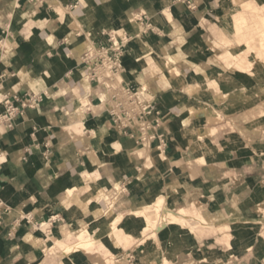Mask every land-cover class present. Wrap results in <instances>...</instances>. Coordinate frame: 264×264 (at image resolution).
I'll return each mask as SVG.
<instances>
[{
    "label": "crops",
    "instance_id": "1",
    "mask_svg": "<svg viewBox=\"0 0 264 264\" xmlns=\"http://www.w3.org/2000/svg\"><path fill=\"white\" fill-rule=\"evenodd\" d=\"M191 1L0 0V95L43 96L0 132V264H264V92L239 70L240 53H217L237 47L233 0ZM124 30L121 77L157 89L151 118L165 150L115 126L107 90L81 62L77 42ZM161 198L192 218L146 230ZM85 231L95 241L78 246Z\"/></svg>",
    "mask_w": 264,
    "mask_h": 264
},
{
    "label": "built area",
    "instance_id": "2",
    "mask_svg": "<svg viewBox=\"0 0 264 264\" xmlns=\"http://www.w3.org/2000/svg\"><path fill=\"white\" fill-rule=\"evenodd\" d=\"M188 8L195 9L196 5L187 0ZM138 21L142 22L144 16L139 14ZM149 27L146 24L143 25ZM146 31V29H143ZM132 36L127 33L117 37L114 32L108 34V42L104 45H90L82 54V63L88 64L90 70L88 77L91 81L102 85L107 90L112 105L109 114L115 126L125 130L143 147H150L153 140L158 139V149L165 150L167 141L164 135H158L156 131L159 120L152 119L154 115V101L147 97V89L143 86L133 87L119 79L117 74L123 68L120 60L124 49L129 44ZM43 100L42 94L33 93L28 99L22 100L18 95L4 93L0 95V132L11 130L15 126L18 117L23 116L28 108L35 107ZM2 152L0 151V158ZM0 200V207L3 206ZM3 213L0 208V220ZM41 223L39 227H43Z\"/></svg>",
    "mask_w": 264,
    "mask_h": 264
},
{
    "label": "rangeland",
    "instance_id": "3",
    "mask_svg": "<svg viewBox=\"0 0 264 264\" xmlns=\"http://www.w3.org/2000/svg\"><path fill=\"white\" fill-rule=\"evenodd\" d=\"M232 2H234L233 5V9H234V15H233V21L232 24L235 26L236 24V17H240L241 16V27L239 28V30L236 32L235 37H239L240 32H244L243 33V43H236L237 47L234 48V44H232V42H226L224 44H222L220 47H218L219 50H217L218 54L220 57H223V54L227 53V49L230 50H234L238 53H242V58L241 61L242 62V67L244 69H239L241 71H245L247 73H249L250 75H255L258 78H260V80H258L257 84H258V89L260 92H264V54L260 53L264 46H263V41H264V10H263V6H264V0H233ZM239 15V16H238ZM133 19H135L136 15L134 13V15H132ZM262 23V26L260 25ZM255 24H257L259 27L255 26ZM114 29H120L121 26H116L114 25ZM143 30V29H141ZM113 32V31H112ZM126 31L124 30L123 33L124 34ZM115 34V32H114ZM233 34V33H231ZM234 35V34H233ZM83 45L85 47H89L90 45L86 42L83 43ZM249 47V48H248ZM128 49V46L124 49V54L120 60V63L122 65H124V57L126 55V51ZM213 50H216V46H212ZM152 62V61H151ZM227 66H229V64H227ZM232 68H236L235 65L229 66ZM152 71V74L154 77H157V70L158 71H162V68L160 69L158 66H154L151 65L149 67ZM168 71H170L171 76H177L178 73L174 74L173 68L171 67V65H167L166 68ZM175 69V68H174ZM123 72L120 71L119 74H117V77L119 79H121V74ZM162 78H165L162 77ZM160 83H166L165 81L162 82V80L160 81ZM139 84H144L145 88L147 89V97L152 100L154 98V94L157 92V89L151 87V86H147L145 82L140 81ZM136 86V85H134ZM209 88H211L212 90L215 89V86L213 84V82H211L209 84ZM264 101V97L261 99ZM198 112H192V115H197ZM264 115V114H263ZM190 116V117H191ZM221 119V117L217 114V113H213L212 117L209 119V121H219ZM264 119V117H263ZM189 121V120H188ZM196 124L200 125V122L197 121ZM260 125V124H259ZM192 133L191 135H189V137H193V136H197V134L199 136L202 135V133H199V129H192L191 130ZM213 133L216 132V130L212 131ZM202 146H198L195 145L194 148L196 149L195 151L192 149V152L195 154L201 153L200 149ZM256 149L258 151H264V145H258L255 146ZM144 151L140 150V153L143 154ZM150 219L152 221H157L158 219L155 216V212L149 214ZM22 217V215H21ZM154 217V218H153ZM151 228H155V226L153 227H147L146 230L151 229ZM95 241V240H94ZM93 241H87L83 244V246H88L89 244H91ZM82 249L84 252H90L91 249H84L83 247H77ZM94 250H97L99 253H105L103 250H101L100 248H92ZM120 262L119 258H116V256H111V261L109 263H105V264H114L116 262Z\"/></svg>",
    "mask_w": 264,
    "mask_h": 264
},
{
    "label": "bare ground",
    "instance_id": "4",
    "mask_svg": "<svg viewBox=\"0 0 264 264\" xmlns=\"http://www.w3.org/2000/svg\"><path fill=\"white\" fill-rule=\"evenodd\" d=\"M263 8V10H264V6L262 7ZM113 24L114 25H116V26H120V24H119V21H118V19L117 18H113ZM261 26H262V23L260 24ZM255 26H257V27H259L257 24H255ZM113 32H115V35L117 36V37H119L120 35H121V33H123V32H120V31H113ZM245 32V31H244ZM243 31L242 32H240V34L241 35H239V37H236L235 38V40H236V42L239 44V43H243V33H244ZM73 42V41H72ZM77 44V46H79V47H81L82 46V42H77L76 43ZM263 46H264V41H263ZM261 54L263 53L264 54V48H263V50L260 52ZM242 55V53H240V56ZM242 57V56H241ZM243 59V58H242ZM242 61V60H241ZM243 62V61H242ZM242 62H240V65H242ZM167 65H170V63L169 62H166L165 63V68H167ZM172 72H174V74H176V73H180V71L179 70H177L176 68L174 69L173 68V71ZM194 106L197 108H201V106H202V104H200V103H198V102H195L194 103ZM192 107V110H195L194 108L195 107ZM95 133L96 134H98L99 135V138H101L102 137V135H101V133L99 132H97V131H95ZM96 138V137H95ZM159 200V202H157V204L155 205V207L154 208H150V209H146L145 210V212H144V214L146 215V217H147V220L149 221V225H148V227L150 228V227H154L155 226V228H158V227H160L161 226V224L164 222V221H174V220H177V221H187V220H189V219H191L192 217H189V216H187L186 214H177V213H174V212H171V211H169V210H164L163 208H164V199L163 198H161V199H158ZM153 212H155V216H156V218L158 219V222H159V224H158V222L157 221H152L151 219H150V216H149V214H151V213H153ZM122 217V216H121ZM197 222H201V221H197ZM161 223V224H160ZM168 223V222H167ZM163 226V225H162ZM161 226V227H162ZM114 227V226H113ZM159 229V228H158ZM161 230V229H160ZM81 240H80V243H79V245L78 246H83V244L85 243V242H87V241H94L95 239H94V237H92V235L91 234H89L88 233V231H85V232H83V234L81 235V238H80ZM70 249V248H69Z\"/></svg>",
    "mask_w": 264,
    "mask_h": 264
}]
</instances>
